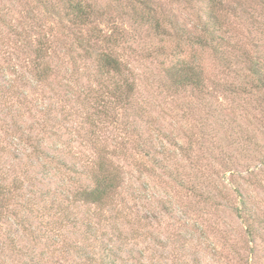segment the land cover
<instances>
[{
	"label": "rangeland",
	"instance_id": "rangeland-1",
	"mask_svg": "<svg viewBox=\"0 0 264 264\" xmlns=\"http://www.w3.org/2000/svg\"><path fill=\"white\" fill-rule=\"evenodd\" d=\"M70 1L0 0V264H264V0Z\"/></svg>",
	"mask_w": 264,
	"mask_h": 264
},
{
	"label": "trees",
	"instance_id": "trees-1",
	"mask_svg": "<svg viewBox=\"0 0 264 264\" xmlns=\"http://www.w3.org/2000/svg\"><path fill=\"white\" fill-rule=\"evenodd\" d=\"M127 3L130 6H138L140 8H142V12L146 13L148 15H151L152 12L154 11V9L151 7L152 3L149 0H126ZM37 2H42V0H37ZM135 2V3H133ZM71 5V13L72 16H74V20L77 22L78 25H85L88 23V16L90 15V13H93L94 15V8L93 7H85L82 5V2L79 0H75V1H70ZM214 2H212L213 4ZM135 4V5H134ZM232 9L231 10H236V8H234L235 6L231 5ZM224 8V7H222ZM155 24L157 27H160V21L159 19L155 18ZM196 43H202L203 41L200 39L199 41H195ZM205 44L207 43L206 41H204ZM118 60L113 59V57L111 55H105V70L103 71L106 75L110 74V72H115L118 71L120 69V65L119 63L117 64ZM192 64H189L187 62H184L182 64H179V70L182 75L180 77H177L179 79H181L183 82H185V84L187 82H191L193 80H195L197 78V75L195 74L193 67L191 66ZM251 70L252 73L256 75V85L255 88L257 89V92L264 90V67L263 65H261L260 63L254 62L251 64ZM259 65V66H256ZM256 66V67H255ZM45 68V72H47V74L50 72V68L44 67ZM39 70H42V68H40ZM176 75H174L175 77ZM179 82H181L179 80ZM182 84V83H181ZM126 85L122 86H113L111 94L113 93V96L117 95L120 96L119 94L122 93L123 91H121V89L127 91V89L125 88ZM261 98L264 101V97L263 95H260ZM119 102V101H118ZM104 113L107 114V111L105 110ZM115 184L113 182V177H110L108 175V173H104V175H102V177L100 179H96L94 184L90 187H84L83 189L79 190L76 194H74V197L86 202V203H93L95 205L98 206H102L103 204H106V202L108 201V199L111 197L112 193H114V188H115ZM11 191L1 187L0 185V222L2 220V215H3V211L7 210V206L9 205V202L11 200ZM92 227V226H88V229ZM89 233V230H88Z\"/></svg>",
	"mask_w": 264,
	"mask_h": 264
}]
</instances>
